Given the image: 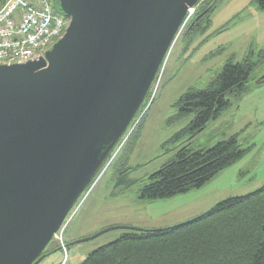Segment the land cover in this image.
<instances>
[{"label": "water", "instance_id": "1", "mask_svg": "<svg viewBox=\"0 0 264 264\" xmlns=\"http://www.w3.org/2000/svg\"><path fill=\"white\" fill-rule=\"evenodd\" d=\"M45 57L0 64V264L45 250L140 112L200 0H58ZM150 231L134 226L108 228Z\"/></svg>", "mask_w": 264, "mask_h": 264}, {"label": "rangeland", "instance_id": "2", "mask_svg": "<svg viewBox=\"0 0 264 264\" xmlns=\"http://www.w3.org/2000/svg\"><path fill=\"white\" fill-rule=\"evenodd\" d=\"M205 3L206 0H201L185 23L144 107L113 158L105 164L77 202L66 225L47 246V256L40 264H83L93 251L131 230L112 229L90 240L69 243L112 227L163 229L185 223L222 200L247 195L264 184L262 58L248 89L239 95H228L230 107L202 133L185 143L195 150L210 149L237 136L241 148H249L246 156L200 188L168 198L142 197L150 176L173 160L178 146L190 136L170 141L193 119V115L176 117L180 111L176 103L181 95L191 87L206 88L227 63L241 62L251 53L257 60L264 53V11L254 0H222L209 14V20L203 22L201 31L187 34L188 25L202 12ZM51 4L62 12L55 0H51Z\"/></svg>", "mask_w": 264, "mask_h": 264}, {"label": "trees", "instance_id": "3", "mask_svg": "<svg viewBox=\"0 0 264 264\" xmlns=\"http://www.w3.org/2000/svg\"><path fill=\"white\" fill-rule=\"evenodd\" d=\"M6 2L0 0V9ZM55 2L60 5L58 0ZM221 2L206 0L202 12L188 25L187 34L201 31L203 22L209 20V14ZM254 2L264 11V0ZM262 58L264 53L257 60L251 53L241 62L227 63L206 88L191 87L181 95L176 103L180 108L176 117L193 115V119L170 141H178L187 134L190 136L178 146L176 157L150 176L142 197L168 198L200 188L220 171L246 156L249 148H241L237 136L210 149L195 150L185 143L202 133L230 107L228 95H239L248 89L253 73L263 62ZM260 80L263 82L264 77ZM118 145L96 177L111 160ZM128 171L126 168L125 172ZM83 264H264V184L247 195L222 200L185 223L146 232H126L119 239L93 251Z\"/></svg>", "mask_w": 264, "mask_h": 264}, {"label": "built area", "instance_id": "4", "mask_svg": "<svg viewBox=\"0 0 264 264\" xmlns=\"http://www.w3.org/2000/svg\"><path fill=\"white\" fill-rule=\"evenodd\" d=\"M197 6L189 10V19ZM69 18L51 0H7L0 9V64L28 63L46 56L62 38Z\"/></svg>", "mask_w": 264, "mask_h": 264}]
</instances>
